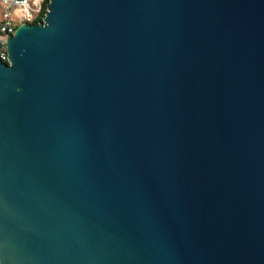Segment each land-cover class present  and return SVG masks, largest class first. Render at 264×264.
Returning a JSON list of instances; mask_svg holds the SVG:
<instances>
[{
    "label": "water",
    "instance_id": "1",
    "mask_svg": "<svg viewBox=\"0 0 264 264\" xmlns=\"http://www.w3.org/2000/svg\"><path fill=\"white\" fill-rule=\"evenodd\" d=\"M0 59V264H264V0H49Z\"/></svg>",
    "mask_w": 264,
    "mask_h": 264
},
{
    "label": "built area",
    "instance_id": "2",
    "mask_svg": "<svg viewBox=\"0 0 264 264\" xmlns=\"http://www.w3.org/2000/svg\"><path fill=\"white\" fill-rule=\"evenodd\" d=\"M46 0H0V59L8 63V41L22 24L42 22ZM46 11V12H45Z\"/></svg>",
    "mask_w": 264,
    "mask_h": 264
},
{
    "label": "trees",
    "instance_id": "3",
    "mask_svg": "<svg viewBox=\"0 0 264 264\" xmlns=\"http://www.w3.org/2000/svg\"><path fill=\"white\" fill-rule=\"evenodd\" d=\"M48 3H49V0H46L45 7H47Z\"/></svg>",
    "mask_w": 264,
    "mask_h": 264
}]
</instances>
